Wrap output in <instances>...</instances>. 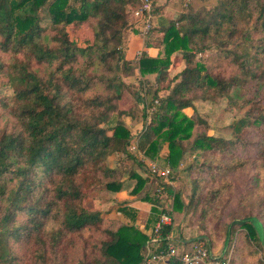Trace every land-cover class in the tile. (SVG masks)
I'll return each mask as SVG.
<instances>
[{"label": "trees", "instance_id": "16d2710c", "mask_svg": "<svg viewBox=\"0 0 264 264\" xmlns=\"http://www.w3.org/2000/svg\"><path fill=\"white\" fill-rule=\"evenodd\" d=\"M138 5V0H0V77L13 88L12 95L0 98L5 111L0 118L8 114L15 121L12 130L0 127V264H17L27 257L60 264L68 251L65 237L86 230L101 231L104 238L85 240L84 256L76 264H144L149 252L167 247L172 224L164 225L155 247L135 223L107 219L102 210L84 204L94 190L119 191L127 175L136 179V194L152 183L142 198L153 204V227L162 213L188 208L175 182L152 172L130 152L133 133L126 119L135 118L139 108L120 106L126 90L138 107L142 105L139 149L175 170L188 150L226 152L245 143L249 127L264 124V104L254 98L241 101L249 106L232 125L231 138L195 133L197 123L204 121L184 112L195 109L198 99L234 100V88L264 83V36L254 39L255 32L264 31V0H195L166 26L155 24L146 46H152L154 38L162 50L157 56L144 52L138 60L142 74L155 75L152 93L142 80L124 78L135 69L127 50ZM42 9L50 17L48 27L41 23ZM253 14V29H244L241 24H250ZM84 24L88 29L82 30ZM158 32L161 38L155 37ZM212 48L240 73L225 77L195 61ZM177 52L186 66L170 76ZM42 65L44 72L36 67ZM101 82L110 92L84 97ZM149 107H154L150 122ZM165 143L168 152L161 154ZM112 153L138 160L146 176L123 159L119 166H110ZM250 218L243 224L261 244ZM52 222L58 227L49 228ZM179 240L172 239L183 242ZM75 245L73 239V250ZM218 259L224 262L227 257ZM170 264L184 263L176 258Z\"/></svg>", "mask_w": 264, "mask_h": 264}, {"label": "rangeland", "instance_id": "374dc122", "mask_svg": "<svg viewBox=\"0 0 264 264\" xmlns=\"http://www.w3.org/2000/svg\"><path fill=\"white\" fill-rule=\"evenodd\" d=\"M193 1L195 0H156V6L160 4L169 6L172 11L169 15L171 19L178 17L182 10L187 7V4ZM158 13L159 11L155 12L154 22H156ZM256 15L253 14L251 16L249 19L250 24L243 22L241 26L244 29L250 28L252 30ZM40 16L42 25L44 27L50 26V17L45 9L41 10ZM133 20H135L134 17ZM88 24H84L85 26L82 27V30L88 29ZM261 36H264V31L254 33V39L257 41H259ZM247 47H250V45H247ZM173 57L174 61L171 66L170 76L176 75L186 66V62L180 52L175 53ZM135 59L137 58L132 57L133 61ZM195 61L204 62L211 71L225 77L240 73L237 65L228 58L219 57L214 48L207 50L203 54L199 53ZM134 63V73L124 76L125 80L134 82L142 80L146 90L152 93L156 87L155 77L150 75V79L149 77L144 78L146 74L140 72L137 62ZM36 67L40 72L46 70L44 65ZM6 80L5 77H0V98L13 94V88L7 84ZM108 92L110 90L101 82L93 85L84 94V97L90 98L96 94L105 95ZM232 96L234 100L228 97H213L208 100L198 99L195 101V109L192 107L185 108L184 112L187 115L204 121L197 123L195 133L205 132L209 135L231 138L233 134L232 125L237 118L246 112L249 106V104L242 106L241 101L247 98H254L264 104V83L254 81L245 88H234ZM119 104L126 109L137 111L138 109L135 108H139L135 118L126 119L133 133L129 150L148 167L151 159L139 149L137 143L144 128L142 105L138 107L136 101L127 90L123 93ZM0 112L1 114L5 113L1 104ZM151 117L152 112H149L146 120L150 122ZM14 122L8 114H5L0 118V127L12 130ZM245 140L244 144L234 146L226 152H205L201 149L190 152L188 150L177 170L170 165L162 166H170L174 170V175L178 178L175 181V188L182 190L185 202H187L188 208L183 211H174L173 213L174 232L177 237L187 240L185 245L191 244L200 237L208 242L212 249V255L217 260H220L218 259L219 256H226L230 259L228 264H264V242L260 235V232L264 234V124L261 127H249ZM167 152L168 146L165 143L161 154H166ZM125 157V155L120 153H112L109 155V165L119 166V163L122 162L121 158H123L125 164L141 171L142 168L138 164V160L132 162L131 160H126ZM162 163L163 161L161 160L159 164L161 165ZM125 176L129 181H125L128 183L121 196L114 195V193H105L106 190L104 189H97L87 194L84 200L85 206L92 210L101 209L105 214L108 212V216L112 217L110 220L116 221V217H118L126 221L127 218L118 213V210L125 209L124 211H127L120 204L130 199V195H133L132 190L137 182L131 180L127 175ZM149 186L152 187V183L150 185L149 182L143 191L148 190ZM194 187H198L197 193L190 198L189 195L194 193ZM167 202L169 203V200ZM248 217H251L248 221L255 226L261 244L249 235L247 227L243 224V220ZM142 221L145 223L144 220ZM58 225V223L52 222L49 228L58 227ZM101 238H104L103 232H93L92 230H86L83 234L67 235L64 243L68 246V251L66 257H61L60 264H76L84 256L85 251L82 245L85 240H91L90 242L92 243L93 240ZM73 239L76 241L74 250ZM17 264L42 263L35 262L33 257H27L26 260L20 259ZM47 264H53V262L50 260Z\"/></svg>", "mask_w": 264, "mask_h": 264}, {"label": "built area", "instance_id": "2783aa9c", "mask_svg": "<svg viewBox=\"0 0 264 264\" xmlns=\"http://www.w3.org/2000/svg\"><path fill=\"white\" fill-rule=\"evenodd\" d=\"M138 1L139 5L133 12V17L136 21L135 28L138 30V33L141 36L147 37L155 26L154 20L156 12V0ZM142 53V50H139L137 52L138 60L140 59ZM153 109L154 107H149L147 111L151 112ZM148 167L152 172L164 176L169 182H171V184H174V170L170 166H162L158 162L151 160L148 163ZM170 224L173 225V214L169 212L162 213L159 216L156 225L149 233L151 241L155 247H158L157 240L161 235V231L164 225ZM166 239L169 240L167 247L159 249L157 251L149 252L144 264H170L171 260L176 258L182 260L184 264H227L230 261V259L227 258L226 261L222 262L221 260H217V258L213 257L212 249L208 245V242L206 240L198 239L189 245H185L186 242L177 244L175 241H172V239H174L172 233L169 234Z\"/></svg>", "mask_w": 264, "mask_h": 264}, {"label": "crops", "instance_id": "0c3cea01", "mask_svg": "<svg viewBox=\"0 0 264 264\" xmlns=\"http://www.w3.org/2000/svg\"><path fill=\"white\" fill-rule=\"evenodd\" d=\"M171 12L172 11H171L169 6H167L166 4H160L159 5V13L157 14V18H156L155 24L157 26H166L168 24L169 20H170L169 15L171 14ZM155 37L161 38L162 37V32L156 33ZM128 38H129L130 43H129V48L127 50V58L130 61L131 66H135L134 62L138 63V61H137L138 59H135V61H133L132 57L137 58V52L139 50H142L143 53L147 52L151 56H157L162 50V45H161L160 41L159 40H155L154 38L150 39V41L153 43V45L150 46V47H147L146 46V40L149 39V35L147 37L143 38L138 33V30L136 28H134L133 32H131L129 34ZM150 75H153V74H146V76L144 78H148L149 77V79H150ZM153 76L155 77V75H153ZM121 159H123V158H121ZM116 166L117 165H114L112 167H116ZM136 171L139 172L141 175L146 176V172H144L142 169H141V171L136 169ZM124 180L125 181L128 180L126 178V176H125ZM131 180H135L136 181V179H133V178H131ZM127 183L128 182H124L122 188L119 191L106 190L105 193H110V194L114 193V195H120L121 196L122 192L126 189V184ZM147 185H148V183H147ZM132 194L133 195H130V199H128L126 202H123V204H120V205L123 206V208L125 207L127 209V211L118 210V213L124 215L127 218V220L124 221L123 219L118 218V217H116V219L119 220L122 223H127V224L128 223L129 224L135 223L141 230H143V232H145L146 234H149L150 231L153 228L152 221L150 220L151 219V215H152V206H153V204L151 202L146 201V200H144L142 198V196L145 194L144 191L136 194V193H133V190H132ZM97 195H95V196H97ZM102 212H103V216L105 218H107V219L112 218V217L108 216V214H107L108 212L106 214H105V212L103 210H102ZM131 212L136 213L137 216L136 217L132 216ZM142 220H144L145 223H143ZM172 236H174L175 238H179V237L176 236V234L174 232V229L172 231ZM179 241L185 242L187 240H183V238H180Z\"/></svg>", "mask_w": 264, "mask_h": 264}, {"label": "water", "instance_id": "95a60500", "mask_svg": "<svg viewBox=\"0 0 264 264\" xmlns=\"http://www.w3.org/2000/svg\"><path fill=\"white\" fill-rule=\"evenodd\" d=\"M260 235H261L262 241L264 242V234H262V232H260Z\"/></svg>", "mask_w": 264, "mask_h": 264}]
</instances>
